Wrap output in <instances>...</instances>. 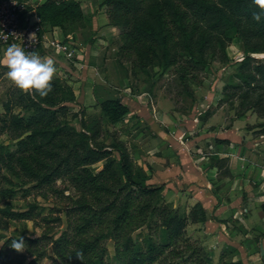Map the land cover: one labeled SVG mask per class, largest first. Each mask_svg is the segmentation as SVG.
I'll list each match as a JSON object with an SVG mask.
<instances>
[{
  "label": "trees",
  "instance_id": "obj_1",
  "mask_svg": "<svg viewBox=\"0 0 264 264\" xmlns=\"http://www.w3.org/2000/svg\"><path fill=\"white\" fill-rule=\"evenodd\" d=\"M103 5L109 24L121 33L122 50L135 54L136 67L162 73L175 69L182 81L205 71L209 57L221 54L228 61V44L237 38L245 55L223 95L239 103L238 116L253 111L264 121V59L252 57L264 56V17L253 19L258 9L252 0H105ZM29 10L41 21V35L43 29L60 30L69 38L86 27L77 0H41ZM77 99L69 82L58 77L47 98L17 87L6 93L0 137L8 136L15 149L0 144V198L6 203L0 207V231L26 221L46 230L40 237L21 236L24 253L10 247L18 236L6 238L0 264H42L52 257L60 264H210L205 250L185 238L190 225L207 221L203 205L182 215L167 202L166 183L150 184L124 142L115 138L110 146L101 144L102 120L123 122L128 105L122 99L106 100L100 119L87 123L84 109L72 106ZM260 127L264 132V122ZM100 163V171L93 169ZM68 191L75 196L66 197ZM19 196L68 200L66 228L52 236L50 224L60 226L63 219L53 218L55 212L41 217L35 204L16 210L10 201ZM108 241L114 242V263L107 261ZM80 253L83 261L77 258ZM185 253L190 255L183 260ZM230 253L222 254L219 264H241L227 262Z\"/></svg>",
  "mask_w": 264,
  "mask_h": 264
},
{
  "label": "crops",
  "instance_id": "obj_2",
  "mask_svg": "<svg viewBox=\"0 0 264 264\" xmlns=\"http://www.w3.org/2000/svg\"><path fill=\"white\" fill-rule=\"evenodd\" d=\"M51 31L46 29L47 39ZM103 44L99 39L90 50ZM92 81L84 84L80 105L100 117L104 101L122 98L103 99L111 93L107 83L101 77ZM171 112L163 117L161 110L130 108L119 123L129 128L121 139L135 163L149 176L150 184L166 183L175 209L184 204L187 212H183L189 214L196 204L203 205L207 221L193 229L209 253L218 256L223 248H230V262L264 264V132L260 127L264 121L256 122L253 111L238 116L237 110H199L174 132Z\"/></svg>",
  "mask_w": 264,
  "mask_h": 264
},
{
  "label": "rangeland",
  "instance_id": "obj_3",
  "mask_svg": "<svg viewBox=\"0 0 264 264\" xmlns=\"http://www.w3.org/2000/svg\"><path fill=\"white\" fill-rule=\"evenodd\" d=\"M40 1L41 0H31L29 6L33 8ZM77 1L81 3L86 16L85 29L77 31L69 38H65L60 30H53L49 32L51 37L49 39L60 40L69 44L77 43L75 62L81 63L83 68H75L71 61H68L64 56L50 49L48 43H45L39 54L42 57L47 56L52 58L57 68L56 76L72 84L71 86L78 97L77 104L72 106L75 111H79L81 108L84 109V113H86L85 121L87 123L100 119V117H98L96 113L89 111L90 107L80 105L84 99V84L93 82L92 80L99 77L103 78L108 88L111 90V93L104 95L103 99H109L119 95L123 99V102L125 101L127 105H131L130 108L133 110H161L162 113L165 112L163 117H165V115L168 116L169 114L166 113L172 111L171 113L175 118L174 124L176 126L174 127V132H177L179 125L184 124L183 121H185L188 116H196L199 110H237L239 108V103L237 101H227V98L223 95V89L230 85L237 71L238 64L245 55L237 38L233 39L228 44L226 50L228 61L223 59L221 54L215 57H209V66L205 71L195 73L188 77L186 81H182L175 69H171L165 73H162V70L159 68L143 71V69L133 64L135 54L130 55L126 53V49L122 50L125 44L122 41L120 31L115 28L113 33H108L109 31L105 29L107 27H112L109 24L106 7L103 5L105 0ZM93 23H95V25H93ZM106 23H108V25H106ZM44 33L47 32L43 29V34ZM99 39H103L105 44L90 50L91 46ZM6 48L7 47L4 46L0 48V61L4 59ZM252 57L264 59V56L252 55ZM68 70H72V73ZM7 71V67L4 64H0V116L4 112L3 103L6 100L7 91L16 87L8 80L6 76ZM88 113H90V115ZM253 113L256 114L255 112ZM255 118L256 122L257 120H261L258 114H256ZM72 124L78 130H81L79 120L72 121ZM128 129L127 125H111L103 119L100 137L101 144L110 146L115 138L122 141L121 134H127ZM198 131L199 129L195 130L194 134ZM148 132L151 136L153 135L150 130ZM0 144L9 146L10 150L15 149V143L11 142L8 136L0 137ZM103 165L104 163H100L94 166L93 169L100 171ZM166 192L165 190L164 196L167 202L174 206V203L171 202ZM65 196L73 198L75 193L73 191H68ZM10 202L18 211H26L29 209L30 205L35 204L38 207L37 212L41 214V217L49 216L51 213L53 214V212H62L66 210L69 204L68 200H59L52 197L44 199L39 196H31L27 199H23L19 196ZM5 205L6 203L0 198V207H5ZM183 205L184 204L178 205L181 214L183 211L187 212V208H183ZM55 213L53 218H62L63 224L60 226L55 223L50 224V228H53V232L51 233L52 236H57L59 230L66 228V215L64 211L58 214ZM37 224L46 226L45 222L40 220H38ZM193 228H195L193 225L192 227L191 225L188 227L185 238L188 239L189 244L194 248L205 250L206 254L211 257L210 264H219L220 256L224 253L228 254L229 251L231 252L230 249L223 248L218 256H214L213 254L209 255L207 248L203 247L204 244L201 237L195 235V230ZM45 230L46 229L30 221L12 222L7 232L0 231V247L6 238L12 236L40 237ZM137 235L138 233L135 237H137ZM184 246L185 245H181L180 248ZM107 248L109 252L107 261L109 263H114V242L108 241ZM189 255L190 253L183 254L182 259H188ZM227 262L230 261L227 259ZM187 263L192 264L190 261H187ZM42 264L60 263L56 258L52 257L45 259Z\"/></svg>",
  "mask_w": 264,
  "mask_h": 264
},
{
  "label": "clouds",
  "instance_id": "obj_4",
  "mask_svg": "<svg viewBox=\"0 0 264 264\" xmlns=\"http://www.w3.org/2000/svg\"><path fill=\"white\" fill-rule=\"evenodd\" d=\"M258 11L253 13V19L260 22L264 17V0H252ZM35 34L29 39L33 40ZM8 71V80L25 94L38 95L41 99L47 98L53 91V80L57 73L55 61L47 56L42 57L36 51L26 52L24 48L16 43L8 46L4 53V59L0 61ZM38 236V234H37ZM10 247L18 253L26 251V244L23 237L13 239ZM83 261V254L77 255Z\"/></svg>",
  "mask_w": 264,
  "mask_h": 264
},
{
  "label": "built area",
  "instance_id": "obj_5",
  "mask_svg": "<svg viewBox=\"0 0 264 264\" xmlns=\"http://www.w3.org/2000/svg\"><path fill=\"white\" fill-rule=\"evenodd\" d=\"M28 2L19 0H8L0 3V48L8 47L16 43L24 48L26 52H40L41 48L48 43L53 51L64 56L75 66L77 45L65 43L60 40L47 39L46 35H41V21L33 10H29ZM35 34L33 40L29 37Z\"/></svg>",
  "mask_w": 264,
  "mask_h": 264
}]
</instances>
